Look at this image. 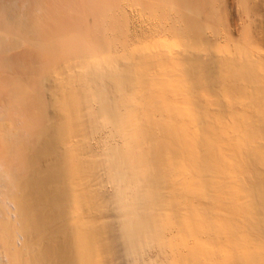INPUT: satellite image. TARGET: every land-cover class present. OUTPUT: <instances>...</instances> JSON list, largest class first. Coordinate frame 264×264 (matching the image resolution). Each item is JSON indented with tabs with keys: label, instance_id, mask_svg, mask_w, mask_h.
<instances>
[{
	"label": "bare ground",
	"instance_id": "bare-ground-1",
	"mask_svg": "<svg viewBox=\"0 0 264 264\" xmlns=\"http://www.w3.org/2000/svg\"><path fill=\"white\" fill-rule=\"evenodd\" d=\"M0 264H264V0H0Z\"/></svg>",
	"mask_w": 264,
	"mask_h": 264
},
{
	"label": "rangeland",
	"instance_id": "rangeland-1",
	"mask_svg": "<svg viewBox=\"0 0 264 264\" xmlns=\"http://www.w3.org/2000/svg\"><path fill=\"white\" fill-rule=\"evenodd\" d=\"M74 23H75V20H74ZM68 24H70V26H71L72 23L68 22L67 25H66V22H65V23H64V25H65L64 27L68 28ZM70 26H69V27H70ZM66 28H65V29H66ZM70 29H72L71 31H73V29H76V28H74V25H73V27H71ZM68 31H70V30L68 29ZM69 33H70V32H69ZM73 44H74V43H73Z\"/></svg>",
	"mask_w": 264,
	"mask_h": 264
}]
</instances>
